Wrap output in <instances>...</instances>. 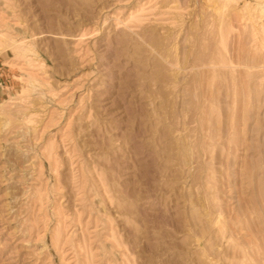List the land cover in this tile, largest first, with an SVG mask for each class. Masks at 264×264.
Wrapping results in <instances>:
<instances>
[{"label": "rangeland", "instance_id": "rangeland-1", "mask_svg": "<svg viewBox=\"0 0 264 264\" xmlns=\"http://www.w3.org/2000/svg\"><path fill=\"white\" fill-rule=\"evenodd\" d=\"M262 1L0 0V264H264Z\"/></svg>", "mask_w": 264, "mask_h": 264}, {"label": "bare ground", "instance_id": "bare-ground-1", "mask_svg": "<svg viewBox=\"0 0 264 264\" xmlns=\"http://www.w3.org/2000/svg\"><path fill=\"white\" fill-rule=\"evenodd\" d=\"M259 1V0H258ZM262 1V0H261ZM257 2V1H256ZM263 2V1H262ZM248 5V4H247ZM263 9H264V4H263ZM246 8V7H245ZM245 10V9H244ZM263 12H264V10H263ZM254 33V32H253ZM259 35V34H258ZM260 37H261V47L262 48H264V29H261L260 30ZM264 50V49H263ZM81 183V182H80ZM80 185V184H79ZM82 187V186H81ZM81 187H80V189L79 190H81ZM85 188H83V190H84Z\"/></svg>", "mask_w": 264, "mask_h": 264}]
</instances>
